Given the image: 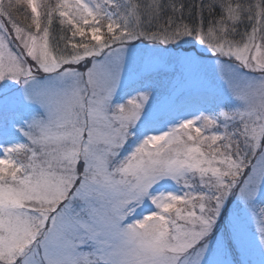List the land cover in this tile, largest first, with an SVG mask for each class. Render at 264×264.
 <instances>
[{
    "label": "snow or ice",
    "instance_id": "1",
    "mask_svg": "<svg viewBox=\"0 0 264 264\" xmlns=\"http://www.w3.org/2000/svg\"><path fill=\"white\" fill-rule=\"evenodd\" d=\"M128 3L124 26L108 25L116 42L148 40L180 46L183 41L189 45L178 49L172 64L154 62L148 69L178 73L176 95L186 100L193 96L210 99L226 89L244 105L243 110L232 111L218 105L215 116H202L199 123L186 120L175 128V134L145 138L136 148L142 164L126 170L139 174L147 170V165L176 174L189 169L206 192L196 194L194 199L172 194L159 201L152 198L157 212L127 222L129 216L113 204L107 191L108 173L103 160L106 146L121 139L126 142L150 94L139 93L110 114L115 70L105 65L89 69L93 87L87 98L81 95L86 90L76 86L61 91L48 82L38 84L24 95V103L43 110L41 116L29 121L27 139L34 152L38 151V139L87 146L85 160L76 161L80 174L73 200L78 203H67L59 211L58 220L53 219V227L45 224V231L39 235L12 219L9 209L0 207V264H225L228 253L244 258L229 264H248L246 257L256 246L259 264H264V79L245 84L237 71L243 68L264 77V0H252L243 8L234 0H212L207 13L212 15L219 8L221 14L206 27L204 0H200L195 24L184 19V5L177 0ZM165 9L171 15L162 18ZM144 17L147 23L155 24L154 30L142 27ZM245 19L251 27L241 32L238 26ZM192 41L211 52L215 62L206 63L207 57ZM6 80L21 83L20 71L6 64L0 69V83ZM24 80L26 88L34 81L27 76ZM14 118L10 112L0 113V119ZM8 131V127H0V135ZM185 138L189 143L185 144ZM170 140L181 146L175 150L174 160L165 159V151H154L158 144H169ZM19 145L6 148L0 157V163L11 165L9 172L21 167L13 155ZM49 155L43 152L37 159L48 162ZM39 174L44 177L42 171ZM229 197L258 216L254 217L259 236L256 245L244 231L238 212L228 218L225 204ZM214 230L219 234L214 236Z\"/></svg>",
    "mask_w": 264,
    "mask_h": 264
},
{
    "label": "rangeland",
    "instance_id": "2",
    "mask_svg": "<svg viewBox=\"0 0 264 264\" xmlns=\"http://www.w3.org/2000/svg\"><path fill=\"white\" fill-rule=\"evenodd\" d=\"M129 8L128 0H0V69L7 64L21 73V83L11 80L0 83V113L10 112L15 117L7 121L0 119V127L9 128L8 134L0 135V157L4 156L6 148L21 144L13 154L21 167L9 172L11 165L0 163V207L9 209L12 219L31 227L38 235L45 231V224L49 229L53 227V219L58 220L59 211L67 203H78L73 200L74 186L79 185L77 175L80 174L76 161L85 160L87 146L38 139L35 141L38 151L34 152L27 139L29 121L32 117L41 116L43 110L37 105L24 103L26 91L48 82L61 91L70 90L73 86L85 89L81 95L87 98L93 87L89 69L105 65L115 70L108 105L110 114L139 93L150 94L143 115L138 123L130 127L126 142L123 144L121 139L106 146L107 155L103 160V167L108 173L107 191L113 204L124 209V215L129 216L127 222L157 212L151 203L152 198L159 201L172 194L194 199L195 194L186 196L191 187L193 192H206L200 179L189 169L171 174L164 167L149 169L144 165L147 170L139 174L126 171L142 164L141 154L136 148L145 138L167 132L175 134V128L186 120L199 123L202 116H215L218 105L226 111L244 108L243 103L226 89L210 99L193 96L186 100L184 96L176 95L178 73L148 69L154 62L172 64L178 49L189 45L183 41L180 46H164L148 40L116 42L108 25L120 23L123 27V18ZM146 21L144 17L142 27L154 30L155 24ZM242 23L243 31L250 29L247 19ZM50 30L54 32L50 33ZM192 44L195 45V41ZM195 47L207 57L206 63L215 62L211 52L200 45ZM96 52L100 55L97 56ZM237 71L245 84L264 79L260 73L243 68ZM25 76L34 80L27 88ZM187 143L189 141L185 138ZM169 144L161 142L154 151H165V159L174 160L175 150L181 146L171 140ZM43 152L50 154L48 162L37 159ZM41 171L43 178L39 174ZM225 208L228 218L234 211L239 213L244 231L256 245L259 239L256 213L244 208L234 197L228 198ZM221 215L224 216V212ZM218 234L214 230L213 235ZM191 259L188 257L189 261ZM233 259L244 258L228 253L224 258L225 264ZM246 259L248 264H259L258 246Z\"/></svg>",
    "mask_w": 264,
    "mask_h": 264
},
{
    "label": "trees",
    "instance_id": "3",
    "mask_svg": "<svg viewBox=\"0 0 264 264\" xmlns=\"http://www.w3.org/2000/svg\"><path fill=\"white\" fill-rule=\"evenodd\" d=\"M166 2L167 0H165V3ZM211 2L212 0H204L205 9L203 11V21H204L205 27L208 25L210 21L214 20L216 17H218L221 14L219 8H216L215 12L212 15H209L207 13V4ZM234 2L239 3L241 6H246V5H249L252 2V0H234ZM177 3H183L184 5V11H183L184 19L192 24H195L197 22V14L199 13V11H201L200 0H177ZM168 15H171V12L170 10L165 9L162 13V18H166ZM243 26H244L243 23H241L238 26L239 31L243 32ZM62 27L66 28L65 26H62ZM53 28L56 29L54 25H53ZM53 32H54L53 30H50V33H53ZM191 189L188 191V193H186V196L191 197L193 194L196 195V194L203 192L202 190V191H194L195 192L194 193L193 189L192 190Z\"/></svg>",
    "mask_w": 264,
    "mask_h": 264
}]
</instances>
